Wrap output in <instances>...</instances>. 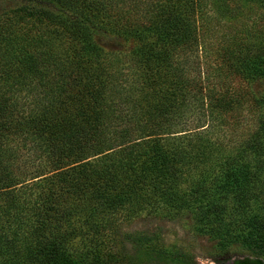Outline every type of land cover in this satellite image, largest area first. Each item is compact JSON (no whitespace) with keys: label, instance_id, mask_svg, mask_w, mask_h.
<instances>
[{"label":"trees","instance_id":"obj_1","mask_svg":"<svg viewBox=\"0 0 264 264\" xmlns=\"http://www.w3.org/2000/svg\"><path fill=\"white\" fill-rule=\"evenodd\" d=\"M23 2L0 15V264H126L143 214L263 251L264 0Z\"/></svg>","mask_w":264,"mask_h":264},{"label":"rangeland","instance_id":"obj_2","mask_svg":"<svg viewBox=\"0 0 264 264\" xmlns=\"http://www.w3.org/2000/svg\"><path fill=\"white\" fill-rule=\"evenodd\" d=\"M24 5L23 0H0V15H13L12 12ZM16 14L24 15L20 11ZM260 14L264 15V8ZM27 20L30 24L34 22L33 18ZM256 28L263 31L264 22L259 20ZM96 41L106 52L121 55L129 54L136 45L134 40L119 37L108 31L97 35ZM253 91L257 97L264 96L263 79L254 82ZM241 121L242 129L248 126L254 129V123L257 122L253 115L245 116ZM255 210L264 217V210L257 207ZM196 226L197 223L189 213H182L172 219L165 217L164 214L156 216L143 214L124 224L120 238H124L122 236L124 233L144 234L145 237L141 243H124L125 253L128 255L126 264H229L244 257L261 258L264 261V250H258L253 244L245 242L243 236L246 234L236 232V235L240 236L237 241L231 239L229 243H221L218 239L197 232L194 229ZM227 258L232 259L228 262L225 260Z\"/></svg>","mask_w":264,"mask_h":264}]
</instances>
